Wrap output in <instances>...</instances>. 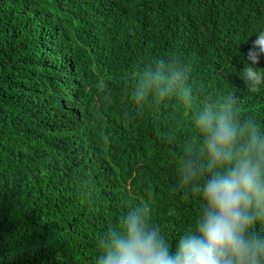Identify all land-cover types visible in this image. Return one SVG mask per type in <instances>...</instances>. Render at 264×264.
<instances>
[{"label":"trees","instance_id":"trees-1","mask_svg":"<svg viewBox=\"0 0 264 264\" xmlns=\"http://www.w3.org/2000/svg\"><path fill=\"white\" fill-rule=\"evenodd\" d=\"M260 31L264 0H0V264H96L149 191L170 247L193 231L174 159L199 143L194 110L141 109L136 78L174 53L198 103L233 90L264 131V84L240 78Z\"/></svg>","mask_w":264,"mask_h":264},{"label":"clouds","instance_id":"clouds-1","mask_svg":"<svg viewBox=\"0 0 264 264\" xmlns=\"http://www.w3.org/2000/svg\"><path fill=\"white\" fill-rule=\"evenodd\" d=\"M264 54L260 31L240 72L250 87L264 84V70L253 65ZM191 68L179 56L156 58L136 78L134 102L159 107L175 99L194 110L199 143L186 142L174 159L177 188L202 200L193 231L170 247L158 225L150 223L152 193L127 212L119 228L98 241L96 264H264V131L252 117L241 119L233 90L198 103ZM173 142L174 135H166Z\"/></svg>","mask_w":264,"mask_h":264}]
</instances>
